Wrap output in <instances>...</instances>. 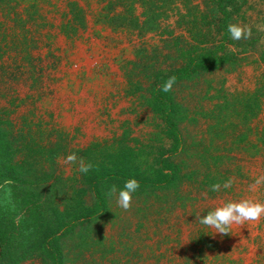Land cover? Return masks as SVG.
<instances>
[{"label":"rangeland","instance_id":"obj_1","mask_svg":"<svg viewBox=\"0 0 264 264\" xmlns=\"http://www.w3.org/2000/svg\"><path fill=\"white\" fill-rule=\"evenodd\" d=\"M200 1L178 0L166 17L160 8L150 24L140 0H0V264H264V217L223 236L197 222L229 201L264 203V182L251 187L264 177V151L242 159L246 176L230 190L191 177L210 165L198 157L212 143L204 111L218 90L255 88L257 53L160 91L194 42L180 12L193 6L190 19L202 23ZM241 12L236 24L264 46V0H246ZM174 97L189 109L186 166L167 183L166 158L178 165L179 150L161 110ZM70 153L92 169L58 162ZM131 178L140 188L125 212L107 193Z\"/></svg>","mask_w":264,"mask_h":264},{"label":"trees","instance_id":"obj_2","mask_svg":"<svg viewBox=\"0 0 264 264\" xmlns=\"http://www.w3.org/2000/svg\"><path fill=\"white\" fill-rule=\"evenodd\" d=\"M140 1L144 5L145 22L154 24L156 17L160 16V8L161 15L166 17L167 11L164 7L174 5L178 0ZM180 1L184 5H197L194 0ZM110 3L112 6L115 3L130 6L127 0H110ZM200 3L206 8L200 14L203 24L190 19V16L193 17V6L187 8L185 12H180L179 24L186 25L193 35L194 42L188 43L187 48L181 51L182 60L173 74L177 77V81L183 83L185 79L212 74L221 68L226 71L234 70L243 60L247 61L248 55L253 52L257 53V57L252 61L264 65V46L261 43L255 44L257 39L235 41L227 32L228 24L236 23L237 17L241 16L246 0H201ZM167 79L168 77H163L164 82ZM217 96L221 99L219 103L204 111L206 118L211 121V124L209 123V131L213 134L211 146H205L203 152L197 153L201 160L207 161L210 165L207 171L201 172L198 168L191 171L192 178H196L197 175L205 176L201 182L209 188V191L214 183L223 185L229 178L245 177V165L242 159L257 157L264 151V125L261 126L256 121L264 112V71L259 72L256 86L252 91L235 93L218 90ZM168 99L172 100L171 97ZM161 112L167 122L164 132L168 137L176 140L173 149L179 150L176 153L179 157L178 165L168 163L170 158H166L168 166L162 179L166 178L167 183H172L174 180L180 181L185 176L180 174V170L182 172V168L186 166L182 156L185 155L187 136L183 133L180 124L188 118L189 109L182 100L177 101L174 97V104L164 103ZM223 190L230 189L223 188ZM5 254L0 236V259Z\"/></svg>","mask_w":264,"mask_h":264},{"label":"clouds","instance_id":"obj_3","mask_svg":"<svg viewBox=\"0 0 264 264\" xmlns=\"http://www.w3.org/2000/svg\"><path fill=\"white\" fill-rule=\"evenodd\" d=\"M264 30V28L259 29ZM227 32L232 40L240 41L242 39H249L252 35V29L248 25L230 23L227 26ZM177 77L172 75L161 85L160 91L164 93L171 92L173 85L176 83ZM64 165L78 164V171L80 173H88L93 165L86 163L81 157L78 159L75 153H70L62 159ZM233 179L229 178L221 185L214 183L210 186V191L219 192L221 187L228 189L233 184ZM264 182V177L258 178L251 186L253 189ZM6 183H9L6 181ZM140 188V183L135 179H127L123 183L122 188H118L116 184L111 185L107 195L115 197L116 204L125 212L132 207L133 194ZM264 217V203L254 201L251 199H242L239 202L229 201L222 203L208 211L206 215L197 216V222L205 227L215 229V233L223 235L231 234L233 225L243 226L246 222H258Z\"/></svg>","mask_w":264,"mask_h":264}]
</instances>
